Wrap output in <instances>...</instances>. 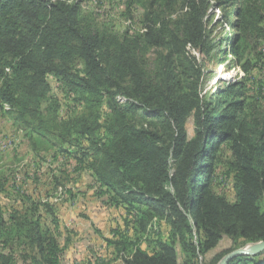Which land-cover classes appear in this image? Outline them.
I'll return each mask as SVG.
<instances>
[{
	"label": "trees",
	"instance_id": "1",
	"mask_svg": "<svg viewBox=\"0 0 264 264\" xmlns=\"http://www.w3.org/2000/svg\"><path fill=\"white\" fill-rule=\"evenodd\" d=\"M84 1L0 0L4 114L35 150L42 142L71 148L99 196L124 207L132 237L115 231L117 240L107 241L123 264H218L264 241V110L252 107L242 81L225 82L215 99L204 89L205 59L251 73L249 59L264 46V0H125L124 20L131 24L136 8L142 14L138 30L122 33L84 12ZM216 22L231 35L213 38ZM49 76L77 108L66 120ZM223 146L233 202L212 188ZM225 239L231 246L206 262ZM18 244L31 264H59V244L36 213L6 219L0 208V264H17ZM228 264H264V253Z\"/></svg>",
	"mask_w": 264,
	"mask_h": 264
},
{
	"label": "rangeland",
	"instance_id": "2",
	"mask_svg": "<svg viewBox=\"0 0 264 264\" xmlns=\"http://www.w3.org/2000/svg\"><path fill=\"white\" fill-rule=\"evenodd\" d=\"M124 1L85 0L82 9L99 24L107 25L114 32L122 33L128 28L130 31L138 30L142 12L136 8L133 11L134 20L130 24L120 16L124 11ZM212 15L213 11L208 19ZM217 16L218 11L215 12L213 23ZM211 29L212 37L217 40H223L227 34L231 35L224 22H216ZM257 52L260 54L256 53L249 59L253 69L247 76L240 68H232L231 61L227 67H223L215 66L214 60L205 59L204 89L207 95L212 94L215 99L218 89L225 82L242 81L245 97L252 107L264 110V46H260ZM196 56L199 61L203 60L201 55ZM210 73L214 75L213 81L208 80ZM225 74L229 75L228 79ZM47 82L51 96L60 104V119L66 120L77 108L64 97L62 88L53 77L49 76ZM4 110L7 111L6 107ZM187 130L190 137L194 136L191 120ZM25 134L17 123L4 114L0 105V177L4 180V189L0 192V208L5 218L12 212L36 213L43 229L51 233L59 244V264H123L115 247L107 241L117 240L113 234L115 231L132 237L131 216H127L124 207L113 206L107 196H99V187L92 174L69 152L71 148L65 147V151L61 152L57 147H49L48 143L42 142L35 146V150ZM230 157V151L223 146L215 165L212 188L216 194L233 202V178L227 168ZM167 231V226L162 223L160 232L166 236ZM230 246L228 240L221 241L206 256L205 261L209 262ZM16 247V263L31 264L28 248L23 244ZM142 249L150 253L153 244L145 242Z\"/></svg>",
	"mask_w": 264,
	"mask_h": 264
},
{
	"label": "water",
	"instance_id": "3",
	"mask_svg": "<svg viewBox=\"0 0 264 264\" xmlns=\"http://www.w3.org/2000/svg\"><path fill=\"white\" fill-rule=\"evenodd\" d=\"M264 253V241L247 244L244 247L238 248L226 254L218 264H228L237 257H256Z\"/></svg>",
	"mask_w": 264,
	"mask_h": 264
},
{
	"label": "bare ground",
	"instance_id": "4",
	"mask_svg": "<svg viewBox=\"0 0 264 264\" xmlns=\"http://www.w3.org/2000/svg\"><path fill=\"white\" fill-rule=\"evenodd\" d=\"M123 99V98H122Z\"/></svg>",
	"mask_w": 264,
	"mask_h": 264
}]
</instances>
